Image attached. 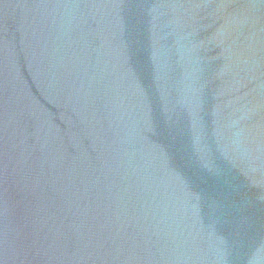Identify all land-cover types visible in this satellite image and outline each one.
<instances>
[{"label":"water","instance_id":"obj_1","mask_svg":"<svg viewBox=\"0 0 264 264\" xmlns=\"http://www.w3.org/2000/svg\"><path fill=\"white\" fill-rule=\"evenodd\" d=\"M0 264H264V0H0Z\"/></svg>","mask_w":264,"mask_h":264}]
</instances>
